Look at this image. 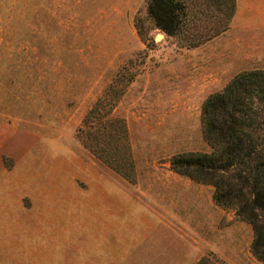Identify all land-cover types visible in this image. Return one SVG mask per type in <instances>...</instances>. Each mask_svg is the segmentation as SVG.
<instances>
[{
	"label": "rangeland",
	"instance_id": "rangeland-1",
	"mask_svg": "<svg viewBox=\"0 0 264 264\" xmlns=\"http://www.w3.org/2000/svg\"><path fill=\"white\" fill-rule=\"evenodd\" d=\"M146 2L0 0V121L37 130L43 157L74 162L77 175L121 176L129 191L148 189V174H179L170 167L174 153L210 150L201 131V103L251 67L237 48L225 47L226 39L214 49L211 38L195 43L191 35L170 36L154 27ZM87 116L124 122L125 138L109 143L108 152L127 177L79 139ZM183 176L202 188L182 192L178 183L169 193L188 218L190 245H201L193 227L198 214L205 216L204 247L191 264L204 256L264 264L250 251V224L235 208L214 202L212 185ZM153 202L142 197L141 208ZM178 241L177 232L169 231L158 246L170 264L177 261Z\"/></svg>",
	"mask_w": 264,
	"mask_h": 264
},
{
	"label": "crops",
	"instance_id": "crops-1",
	"mask_svg": "<svg viewBox=\"0 0 264 264\" xmlns=\"http://www.w3.org/2000/svg\"><path fill=\"white\" fill-rule=\"evenodd\" d=\"M225 39L244 54L246 69L264 68V0H236L228 29L207 43L215 49ZM39 134L0 121V264H170L158 249L169 231L179 239L174 263L196 260L205 216L193 227L201 245H190L188 218L169 193L173 184L182 192L197 184L180 174H148V189L129 191L121 176L77 175L74 162L43 157ZM142 197L154 201L149 208H141Z\"/></svg>",
	"mask_w": 264,
	"mask_h": 264
},
{
	"label": "trees",
	"instance_id": "trees-1",
	"mask_svg": "<svg viewBox=\"0 0 264 264\" xmlns=\"http://www.w3.org/2000/svg\"><path fill=\"white\" fill-rule=\"evenodd\" d=\"M235 6L236 0H147L146 11L154 27L170 36L191 35L197 43L225 31ZM91 119L87 116L85 128L79 127V139L127 177L115 164L118 158L108 152L109 143L125 138L124 122L111 118L109 123L100 116L96 122ZM200 120L210 150L174 153L170 167L212 185L214 202L235 208L236 215L251 226L252 255L264 263V68L242 70L208 94L201 103ZM194 264L225 263L204 256Z\"/></svg>",
	"mask_w": 264,
	"mask_h": 264
}]
</instances>
